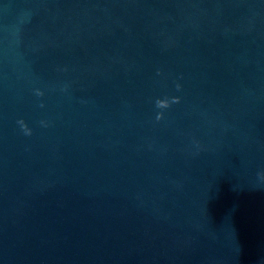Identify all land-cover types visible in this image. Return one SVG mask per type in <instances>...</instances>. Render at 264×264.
Segmentation results:
<instances>
[{"label":"water","instance_id":"1","mask_svg":"<svg viewBox=\"0 0 264 264\" xmlns=\"http://www.w3.org/2000/svg\"><path fill=\"white\" fill-rule=\"evenodd\" d=\"M258 0H0V164L157 81Z\"/></svg>","mask_w":264,"mask_h":264}]
</instances>
